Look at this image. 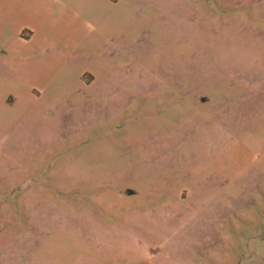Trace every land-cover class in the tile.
<instances>
[{
  "label": "rangeland",
  "instance_id": "obj_1",
  "mask_svg": "<svg viewBox=\"0 0 264 264\" xmlns=\"http://www.w3.org/2000/svg\"><path fill=\"white\" fill-rule=\"evenodd\" d=\"M0 264H264V0H0Z\"/></svg>",
  "mask_w": 264,
  "mask_h": 264
},
{
  "label": "water",
  "instance_id": "obj_2",
  "mask_svg": "<svg viewBox=\"0 0 264 264\" xmlns=\"http://www.w3.org/2000/svg\"><path fill=\"white\" fill-rule=\"evenodd\" d=\"M134 193H135V191H132V190H129V191H128V194H129V195L134 194Z\"/></svg>",
  "mask_w": 264,
  "mask_h": 264
}]
</instances>
